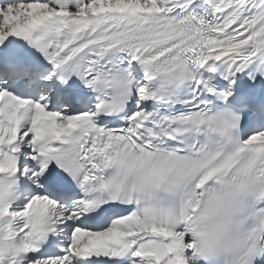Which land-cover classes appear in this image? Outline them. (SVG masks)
I'll return each mask as SVG.
<instances>
[{"label": "snow or ice", "instance_id": "obj_1", "mask_svg": "<svg viewBox=\"0 0 264 264\" xmlns=\"http://www.w3.org/2000/svg\"><path fill=\"white\" fill-rule=\"evenodd\" d=\"M0 264H264V0H0Z\"/></svg>", "mask_w": 264, "mask_h": 264}]
</instances>
